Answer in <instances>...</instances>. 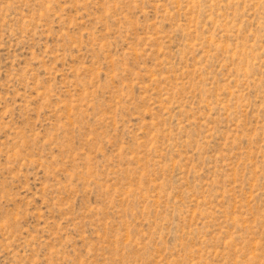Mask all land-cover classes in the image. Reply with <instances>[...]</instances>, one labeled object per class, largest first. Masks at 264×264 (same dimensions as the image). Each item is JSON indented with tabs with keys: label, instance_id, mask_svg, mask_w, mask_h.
I'll return each mask as SVG.
<instances>
[{
	"label": "rangeland",
	"instance_id": "1",
	"mask_svg": "<svg viewBox=\"0 0 264 264\" xmlns=\"http://www.w3.org/2000/svg\"><path fill=\"white\" fill-rule=\"evenodd\" d=\"M0 264H264V0H0Z\"/></svg>",
	"mask_w": 264,
	"mask_h": 264
}]
</instances>
